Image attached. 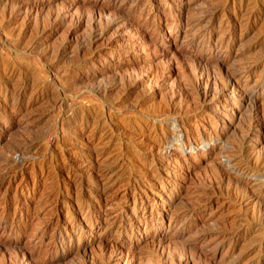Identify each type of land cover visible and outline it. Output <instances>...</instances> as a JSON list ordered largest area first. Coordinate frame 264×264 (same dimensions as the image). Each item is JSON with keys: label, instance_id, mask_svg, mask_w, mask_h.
I'll return each instance as SVG.
<instances>
[{"label": "rangeland", "instance_id": "rangeland-1", "mask_svg": "<svg viewBox=\"0 0 264 264\" xmlns=\"http://www.w3.org/2000/svg\"><path fill=\"white\" fill-rule=\"evenodd\" d=\"M0 264H264V0H0Z\"/></svg>", "mask_w": 264, "mask_h": 264}, {"label": "bare ground", "instance_id": "bare-ground-1", "mask_svg": "<svg viewBox=\"0 0 264 264\" xmlns=\"http://www.w3.org/2000/svg\"><path fill=\"white\" fill-rule=\"evenodd\" d=\"M196 57H197V56H196ZM207 87H208V86H207ZM204 91H205V90H204ZM216 92H217V91H216ZM206 93H207V91L204 93V96L206 95ZM243 96H244V95H243ZM194 97H195V96H194ZM250 98H251L250 95L247 94V95H246V99H247V100H250ZM244 99H245V98H244ZM251 103H252V102H250V104H251ZM238 106H239V105H238ZM242 139H243V138H242ZM145 178H146V177H145ZM79 204H80V203H79Z\"/></svg>", "mask_w": 264, "mask_h": 264}]
</instances>
